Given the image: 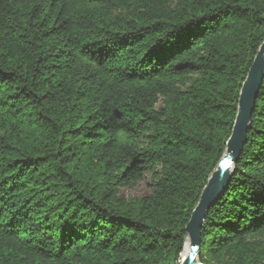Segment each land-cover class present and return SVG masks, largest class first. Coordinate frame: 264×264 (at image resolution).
<instances>
[{"label":"trees","instance_id":"obj_1","mask_svg":"<svg viewBox=\"0 0 264 264\" xmlns=\"http://www.w3.org/2000/svg\"><path fill=\"white\" fill-rule=\"evenodd\" d=\"M263 41L264 0H0V264H180ZM199 260L264 264V81Z\"/></svg>","mask_w":264,"mask_h":264},{"label":"water","instance_id":"obj_2","mask_svg":"<svg viewBox=\"0 0 264 264\" xmlns=\"http://www.w3.org/2000/svg\"><path fill=\"white\" fill-rule=\"evenodd\" d=\"M264 81V41L261 44L254 62L242 85L238 113L232 134L226 144V151L217 169L210 176L203 189L197 206L185 228L186 244H189V254L180 264H203L199 260L202 230L209 211L221 199L232 181V171L247 143V135L251 126L253 113L259 92ZM185 250V249H184Z\"/></svg>","mask_w":264,"mask_h":264},{"label":"rangeland","instance_id":"obj_3","mask_svg":"<svg viewBox=\"0 0 264 264\" xmlns=\"http://www.w3.org/2000/svg\"><path fill=\"white\" fill-rule=\"evenodd\" d=\"M152 182L149 177H145L141 182L130 187H122L121 194L127 199H137L145 197L151 193Z\"/></svg>","mask_w":264,"mask_h":264},{"label":"bare ground","instance_id":"obj_4","mask_svg":"<svg viewBox=\"0 0 264 264\" xmlns=\"http://www.w3.org/2000/svg\"><path fill=\"white\" fill-rule=\"evenodd\" d=\"M189 250H190V247H189V244H187L185 247L184 253L182 254V259L185 258L189 254Z\"/></svg>","mask_w":264,"mask_h":264}]
</instances>
